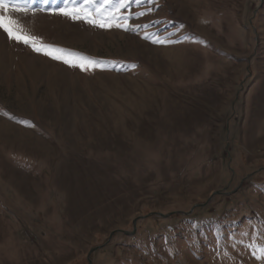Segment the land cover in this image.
Returning <instances> with one entry per match:
<instances>
[{
  "label": "rangeland",
  "instance_id": "374dc122",
  "mask_svg": "<svg viewBox=\"0 0 264 264\" xmlns=\"http://www.w3.org/2000/svg\"><path fill=\"white\" fill-rule=\"evenodd\" d=\"M31 6L102 70L0 29V264H264V0L133 2L136 31Z\"/></svg>",
  "mask_w": 264,
  "mask_h": 264
},
{
  "label": "snow or ice",
  "instance_id": "6c2138e0",
  "mask_svg": "<svg viewBox=\"0 0 264 264\" xmlns=\"http://www.w3.org/2000/svg\"><path fill=\"white\" fill-rule=\"evenodd\" d=\"M32 2L33 0H0V29L7 34L9 39L18 43L22 42L38 53H43L51 59L61 61L70 67L79 68L81 71H94L98 68L102 70L101 61L56 45L45 44L40 37L31 35L12 13L27 15L31 11L35 14L37 9L32 8ZM55 2L56 0H52V3ZM133 2L137 5L142 3L148 5L152 4L153 0H62V7H41L39 10L61 15L73 21L83 20L101 29L119 28L124 31L129 29L136 31L142 26L131 24L129 22L130 17L143 16L145 12L153 11V8L146 7L144 11L139 12L127 11ZM48 3L49 0H42V5H47ZM143 38L151 39L152 43L172 42L159 38L153 39L151 34L147 32ZM259 253L260 255L257 258L264 259V246L259 248Z\"/></svg>",
  "mask_w": 264,
  "mask_h": 264
},
{
  "label": "water",
  "instance_id": "95a60500",
  "mask_svg": "<svg viewBox=\"0 0 264 264\" xmlns=\"http://www.w3.org/2000/svg\"><path fill=\"white\" fill-rule=\"evenodd\" d=\"M215 193H217V192H214L213 194H215ZM136 219H137V218H135V219L133 220V223L136 222ZM113 232H114V231H113ZM113 232L110 233V237L112 236ZM90 252H91V251H90Z\"/></svg>",
  "mask_w": 264,
  "mask_h": 264
},
{
  "label": "bare ground",
  "instance_id": "6f19581e",
  "mask_svg": "<svg viewBox=\"0 0 264 264\" xmlns=\"http://www.w3.org/2000/svg\"><path fill=\"white\" fill-rule=\"evenodd\" d=\"M0 43H1V41H0Z\"/></svg>",
  "mask_w": 264,
  "mask_h": 264
}]
</instances>
